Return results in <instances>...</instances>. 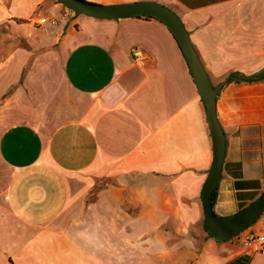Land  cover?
Segmentation results:
<instances>
[{"label": "crops", "instance_id": "obj_1", "mask_svg": "<svg viewBox=\"0 0 264 264\" xmlns=\"http://www.w3.org/2000/svg\"><path fill=\"white\" fill-rule=\"evenodd\" d=\"M158 2L184 23L214 86L264 73V0ZM40 17L59 20L56 28ZM0 264H264L204 227L214 146L204 101L159 20H96L58 0H0ZM147 56L140 66L132 51ZM38 57L28 63V57ZM51 51V52H50ZM54 53H53V52ZM52 54L51 64L40 58ZM28 59V60H27ZM226 157L214 212L264 194V80L217 99Z\"/></svg>", "mask_w": 264, "mask_h": 264}, {"label": "water", "instance_id": "obj_2", "mask_svg": "<svg viewBox=\"0 0 264 264\" xmlns=\"http://www.w3.org/2000/svg\"><path fill=\"white\" fill-rule=\"evenodd\" d=\"M76 17L85 16L96 20H120L127 17L151 16L161 21L172 33L186 58L199 93L204 101L210 127L214 156L209 176L202 189L205 229L218 240H230L252 227L264 212V194L251 205L229 217H219L214 212V195L222 179L226 157V136L217 114V99L221 90L232 79L228 77L214 86L210 76L179 15L170 8L154 1H141L119 5H99L83 0H58Z\"/></svg>", "mask_w": 264, "mask_h": 264}, {"label": "built area", "instance_id": "obj_3", "mask_svg": "<svg viewBox=\"0 0 264 264\" xmlns=\"http://www.w3.org/2000/svg\"><path fill=\"white\" fill-rule=\"evenodd\" d=\"M38 24L43 27L56 28L59 25V20L53 17H40ZM134 60L140 66H144L147 62V56L139 49L132 51ZM241 240L249 245L250 251L260 253L264 256V232L250 231L244 234Z\"/></svg>", "mask_w": 264, "mask_h": 264}, {"label": "trees", "instance_id": "obj_4", "mask_svg": "<svg viewBox=\"0 0 264 264\" xmlns=\"http://www.w3.org/2000/svg\"><path fill=\"white\" fill-rule=\"evenodd\" d=\"M143 17L155 19V18H153L151 16H143ZM231 77H232V79L230 81L252 82V81L264 80V73H261L259 75L252 76V77H246V76L238 74V73H233L231 75ZM216 201H217V191L215 192V195H214V201H213L214 205H215ZM230 264H250V258L246 257V256H243V257H240V258L234 260Z\"/></svg>", "mask_w": 264, "mask_h": 264}, {"label": "rangeland", "instance_id": "obj_5", "mask_svg": "<svg viewBox=\"0 0 264 264\" xmlns=\"http://www.w3.org/2000/svg\"><path fill=\"white\" fill-rule=\"evenodd\" d=\"M72 12V11H71ZM73 13V12H72ZM7 31H9L8 29H7V27H6V25H2L1 27H0V48H2V47H5V44H6V40H3L4 38H2L3 36V34H5V33H7ZM1 51V50H0ZM36 52V55H33V56H31L30 58L28 57V63L30 62V63H32V64H34V63H37L38 62V57L39 56H37V53H38V51H35ZM51 52V51H50ZM53 52V51H52ZM54 53V52H53ZM5 53H3V52H0V58H2V56L4 55ZM5 56V55H4ZM54 58V56L52 55V54H48L47 55V58H45V59H43V58H40L41 59V63H47V65H49V64H51V61H52V59ZM6 96V94H4V95H2L1 96V94H0V101H1V98H4Z\"/></svg>", "mask_w": 264, "mask_h": 264}]
</instances>
